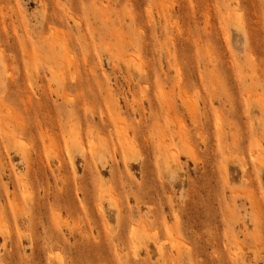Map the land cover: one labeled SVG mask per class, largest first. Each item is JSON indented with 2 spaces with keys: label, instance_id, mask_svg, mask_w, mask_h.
<instances>
[{
  "label": "rangeland",
  "instance_id": "1",
  "mask_svg": "<svg viewBox=\"0 0 264 264\" xmlns=\"http://www.w3.org/2000/svg\"><path fill=\"white\" fill-rule=\"evenodd\" d=\"M0 264H264V0H0Z\"/></svg>",
  "mask_w": 264,
  "mask_h": 264
},
{
  "label": "bare ground",
  "instance_id": "2",
  "mask_svg": "<svg viewBox=\"0 0 264 264\" xmlns=\"http://www.w3.org/2000/svg\"><path fill=\"white\" fill-rule=\"evenodd\" d=\"M128 145V144H127Z\"/></svg>",
  "mask_w": 264,
  "mask_h": 264
}]
</instances>
